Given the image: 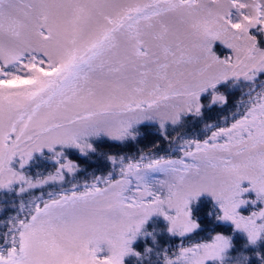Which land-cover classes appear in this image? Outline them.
<instances>
[{
	"label": "snow or ice",
	"instance_id": "1",
	"mask_svg": "<svg viewBox=\"0 0 264 264\" xmlns=\"http://www.w3.org/2000/svg\"><path fill=\"white\" fill-rule=\"evenodd\" d=\"M215 42L231 54L221 58ZM261 76L264 0H0V191L22 197L84 171L68 149L119 167L83 190L21 200L0 221V264H264ZM241 81L247 100L230 125L206 124L211 134L184 139L180 159L96 147L135 142L149 123L168 139L169 125L226 105L220 88ZM37 154L53 172L28 174ZM205 194L206 215L231 232L185 246ZM162 232L180 238L174 255L159 248Z\"/></svg>",
	"mask_w": 264,
	"mask_h": 264
},
{
	"label": "trees",
	"instance_id": "2",
	"mask_svg": "<svg viewBox=\"0 0 264 264\" xmlns=\"http://www.w3.org/2000/svg\"><path fill=\"white\" fill-rule=\"evenodd\" d=\"M213 50L217 54L224 53V49L221 50V47L218 44H214ZM221 50V51H220ZM260 79H264V76H261ZM259 84V80L257 81V85ZM222 88V89H221ZM221 93L225 94L227 97L226 105H216L213 106L210 110L205 109L203 119L194 118L191 116L185 117V122L183 126L172 127L170 131H167V135H171L170 139H180L183 137L189 138L191 140H204L209 136L210 131L205 128L206 124H214V125H222L224 122L231 121L229 118L231 117L232 113H236L239 111L238 105L241 104L243 101L247 100V96H242V91L247 92L248 86L246 84H241L238 82L237 85L225 88L221 87ZM257 90H259L257 88ZM208 98H203V103H207ZM227 117L228 119L225 120L224 118ZM140 131L142 133L141 136L137 138L135 142L129 141L126 143H119V142H112L107 139H103L96 142V147L104 152V153H112L117 155H124L130 156L135 159V157H139L142 153L143 154H154L155 156H165L169 153H173L171 150L172 140L165 139L161 132L158 131L157 126L153 125L152 123L142 125L140 127ZM154 145H158V147H154ZM68 157L77 161L84 171L77 172L74 176L72 175L70 178L66 179L65 182L62 184H48L41 188H37L31 190L29 192L30 196H22L17 197V201L23 200L25 204H27L28 200L32 198V196L47 198L48 192H59L62 188L65 190H71L73 184H77L80 189L84 186L85 183L93 181L95 176H104L108 174V171L114 167L107 162L106 159L99 157L96 154H91L90 159H86L81 157L74 151L66 150ZM169 151V152H168ZM116 167V166H115ZM45 173V172H44ZM43 173V174H44ZM42 175V174H41ZM67 178V176H66ZM10 197H13L10 195ZM8 205V202H7ZM1 207L4 206L1 204ZM197 217L198 221L201 222V229H198L195 233L190 234V236L183 241V243L188 244L191 242H199L204 241L209 238L211 234L210 230L214 229L218 232L228 233L231 232V226L226 223H217L214 218L208 217L206 215L207 211L211 210L212 205L211 201L208 197L202 196L200 200L197 202ZM156 226L160 229L164 228V222L157 220ZM159 248L160 249H167L168 254L174 255L177 251V243L179 242L180 238L172 237L168 235L166 232H162L157 237ZM238 243L242 242V238L237 237ZM188 242V243H186ZM151 245V239H147L145 242L144 240H140L136 243V248L138 251L143 252L145 245ZM264 248V246H262ZM164 253L161 252V256ZM153 260L156 259L155 254L152 257ZM128 264H134V259L129 260ZM146 264V262H145ZM162 264V261H161ZM254 264V262H253Z\"/></svg>",
	"mask_w": 264,
	"mask_h": 264
},
{
	"label": "rangeland",
	"instance_id": "3",
	"mask_svg": "<svg viewBox=\"0 0 264 264\" xmlns=\"http://www.w3.org/2000/svg\"><path fill=\"white\" fill-rule=\"evenodd\" d=\"M214 44H218L221 47V50L224 49V53L217 54L221 58H223L225 55H230L231 54V51L229 49L224 48L223 45L219 44V42H215ZM240 83L241 84H245L243 81H241ZM220 92H221V90H220ZM229 119L231 121L224 122L222 125H225V124L230 125V123L232 122V118H229ZM153 125L157 126L158 131L161 132V130L158 128L157 124H153ZM171 129H172V127H171V125H169L167 131H170ZM169 137H171V135H168V139L169 140L173 139V138L170 139ZM184 139L191 140V139L186 138V137H183V138H180V139H178V138L177 139H173L171 141L172 142V146H171V150H170V152L173 150V153H169V154H167V155H165L163 157L165 159H180V158H182L183 157V151L180 150V145L183 144ZM201 141H203V140H201ZM68 150L74 151L75 153L80 155L79 152L77 150H75V149H68ZM139 157H137V158L135 157V159H139ZM158 157H160V156H158ZM184 159H185L186 162H191L190 158L185 157ZM54 169H55V165L53 164V162L40 158L38 154L35 156L34 160L32 162H30L29 166L26 167V171L28 172V174L33 176V177L37 176L38 174H42V175L46 176L50 172H53ZM113 170H114V167L111 169V171H113ZM118 173H119V167L116 166L115 170H114V175L116 176V178H118ZM66 176H67L66 179H68L72 175H66ZM92 182L93 181L87 182V183L91 184ZM51 184L53 185V183H51ZM55 184H59V183H55ZM245 186H247L246 182H245ZM101 187H103L102 184H101ZM80 190H83V187ZM10 195L13 196V197H10ZM248 195L254 198V194L249 193ZM23 196H30L29 192L23 194ZM203 196L208 197L209 200L211 201V197L207 196L206 194L203 195ZM17 197H21V196H17V194L15 192L0 191V221L6 220L9 216L16 215V213H17V211L19 209V205L21 203V201H17ZM42 197H44V196H42ZM7 202H8V205H7ZM1 204L4 206V208L1 207ZM13 205H15V207H13ZM211 205H212V202H211ZM250 208H251V205H249L248 207H242L240 209V211L243 212L244 214H247V212L251 210ZM21 218H23V216ZM156 219L164 222L162 218H156ZM221 223H224V222H221ZM164 224H165V222H164ZM0 231H4V229L0 228ZM199 242H201V241H199ZM186 243H188V242H186ZM191 243H195V242H191ZM191 243H188V244L184 243V245L188 246ZM177 244H178L177 246L179 247L180 240H179V242ZM178 247H177V251H178Z\"/></svg>",
	"mask_w": 264,
	"mask_h": 264
}]
</instances>
